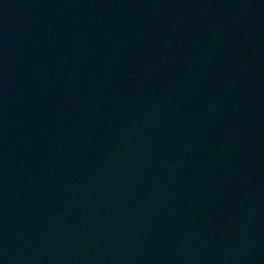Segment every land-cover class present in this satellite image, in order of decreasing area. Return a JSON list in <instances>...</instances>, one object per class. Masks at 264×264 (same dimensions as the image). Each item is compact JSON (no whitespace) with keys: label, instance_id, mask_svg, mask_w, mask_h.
<instances>
[{"label":"water","instance_id":"1","mask_svg":"<svg viewBox=\"0 0 264 264\" xmlns=\"http://www.w3.org/2000/svg\"><path fill=\"white\" fill-rule=\"evenodd\" d=\"M0 264H264V0H0Z\"/></svg>","mask_w":264,"mask_h":264}]
</instances>
